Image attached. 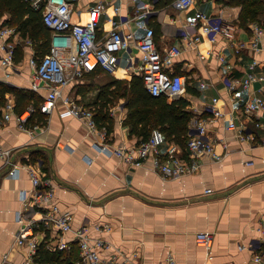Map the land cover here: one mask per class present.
Returning <instances> with one entry per match:
<instances>
[{"label":"crops","instance_id":"obj_1","mask_svg":"<svg viewBox=\"0 0 264 264\" xmlns=\"http://www.w3.org/2000/svg\"><path fill=\"white\" fill-rule=\"evenodd\" d=\"M71 1V21L78 24L89 20V6L98 1L108 3L98 17V41L113 28L124 33L129 31L140 38L145 28L151 27L159 50L172 44L182 45L184 50L176 58L172 70L186 78V91L179 97L189 101L186 108L192 112L189 132L191 118L210 116L208 108L217 97L215 106L223 115L212 118L206 135L216 136L226 144L225 149L223 144L215 148L217 153L224 152V157L219 162L206 157L197 172L164 179L152 169L150 159L140 166H130L113 153L99 151L95 147V135L84 123L71 116H60L63 105L57 101L51 113L45 115L43 124L28 125V128L39 127L31 134L18 128L13 117L6 122L0 121V147L9 150V161L13 164L37 162L40 171L52 179L51 202L70 213L72 227L103 225L101 232L90 229L89 236L109 242L131 260L130 264H162L168 255H172L175 264H261L253 259L258 250L246 246L264 241V231L260 230L264 220V145L261 142L264 129L256 130L251 122V117L264 120V112L256 111L253 116L242 118L257 134L258 140L254 144L240 142L235 131L226 129L230 118L238 123L241 111L236 105H230L232 95L224 87L226 77L240 76L247 69L252 53L249 50L235 53L225 38L217 36L215 41H209L201 30L186 28L194 19V12L199 10L212 17L220 15L223 20L235 24L236 39L247 40L251 34L250 25L255 22L240 26L241 5L229 0H194L193 7L188 9L180 8L176 0H136L148 6L145 19L135 15L136 2L132 0ZM112 5H120L118 14L113 12ZM4 17L8 18L9 14ZM126 19L127 25L122 23ZM0 21L7 25L3 18ZM260 24L264 26V21ZM184 33L199 34L201 40L194 47L193 44L188 46L182 39ZM18 39L16 50H23L22 58L14 61L12 70L0 65V82L29 90L32 72L29 60L38 56L32 42L25 44L29 38L22 37L19 32ZM219 54L224 56L223 62L219 61ZM129 56L134 59L138 56L133 43L119 51L113 73L95 69L71 81L63 94L96 108L100 104L97 95L101 87L113 79H130L137 75V61L129 65ZM257 58L261 63L255 71L264 72V51ZM200 83L205 86L201 88ZM187 87L191 93L187 92ZM259 87L254 83L249 89L239 88L236 92L243 97L263 96ZM5 98L4 103L11 102L14 107V96L6 93ZM124 103L120 99L104 108L111 119L107 151L136 143L137 139L129 136L128 126L123 123ZM160 150L181 152L184 148L167 140ZM11 166L0 159V264H18L26 259L28 251L26 246L16 243L18 224L15 217L23 207L22 196H25L24 201L29 199L33 186L25 168H20L15 177L8 176ZM199 231L213 233L210 248L196 244L194 235ZM54 237L51 233V239ZM35 238L38 246L45 239L41 232ZM238 245L244 247L239 249ZM110 253L111 250H104L101 255L107 258ZM79 259L74 264H86Z\"/></svg>","mask_w":264,"mask_h":264},{"label":"built area","instance_id":"obj_2","mask_svg":"<svg viewBox=\"0 0 264 264\" xmlns=\"http://www.w3.org/2000/svg\"><path fill=\"white\" fill-rule=\"evenodd\" d=\"M34 9L41 13L44 25L50 30L49 50L46 54L32 57L29 66L32 72L29 78V90L39 94L42 101L39 111L45 115L51 113L52 107L60 101L63 111L60 116H71L77 118L86 125L89 132L95 135V147L102 152L113 153L122 162L130 166H140L146 159H150L151 167L164 179H175L184 175L197 172L204 158L212 162H219L224 157L223 153L216 152V146L221 143V139L216 136L208 137L206 132L212 118L221 117L223 111L215 106L218 98L212 100L209 106L210 116H193L190 121L189 138L184 150L161 151L160 146L167 142L165 134L155 128L151 131L147 140L126 147H117L107 151V133L105 128H99L94 119L93 109L82 105L75 98L64 95L63 90L76 78L82 77L96 67L107 73H113L116 69L119 51L129 47L130 43L136 49L137 58L129 56V65L137 61L136 72L142 78L143 86L152 96H165L175 98L183 95L186 91V78L183 74L172 70L176 58L184 50L180 44H172L163 50H159L154 41V30L146 27L140 38H135L131 32L113 28L102 41L96 40V29L98 27V17L108 6L107 2L98 1L89 6V20L85 24H78L71 21V0H28ZM135 1L136 0H132ZM182 9L193 7L194 0H176ZM113 12L118 14L120 5H112ZM148 6L144 3H135V15L145 19L147 17ZM122 23L128 24V20ZM186 28L201 30L208 36L209 41H215L217 36L225 38L230 42V47L235 53L249 50L252 53L251 61L242 75L226 77L225 90L230 96V105H236L241 114L237 116L236 123L232 118L227 122L226 129L235 131V135L240 142L254 144L257 139L255 134L245 122L243 117L253 116L256 111L264 112V95L251 94L243 97L238 94L237 89H249L254 83L260 85L259 90L264 93V72H256L260 66L257 55L264 51V26L260 23L250 25L251 34L247 40H239L235 37L236 25L225 21L220 15L209 16L202 11L194 12V19ZM19 31L15 27L3 25L0 21V65L13 69L16 46L20 43ZM182 39L187 45L194 47L201 36L196 33H184ZM25 44L31 45L30 39L25 40ZM220 62L224 61V56L219 54ZM199 86L203 88L204 83ZM43 91L45 93H43ZM13 104L5 102L0 105V121H9L12 117L16 120L18 128L27 131L38 129V125L28 128L27 121L35 112V108L30 104L21 113L13 112ZM243 115V116H242ZM251 122L256 130L264 129V120L251 117ZM264 145V140L261 141ZM9 150L0 147V159L12 164L7 172L10 177H15L20 168H25L33 186V192L29 199L21 198L22 209L16 212V222L18 228L15 233L16 243L27 247L26 259L18 264H49L47 262H36L35 254L38 248L36 234L43 233L44 243L51 251H70L73 246L78 249L80 261L86 264H130L131 260L121 255L118 249L100 237H90L89 230L103 231L100 224L88 226L81 224L73 228L72 217L69 212L61 210L52 203L54 195V185L52 179L40 171L38 163L13 164L9 161ZM210 192V189L206 190ZM260 230L264 231V220ZM54 233V239H51ZM197 245L206 249L210 248L213 242V233L209 231H199L194 235ZM244 247V246H243ZM238 245L239 249L243 248ZM248 249L258 250L253 259L257 263L264 264V241H257L246 246ZM104 250H111L109 257H102ZM260 251V252H259ZM14 264V263H9ZM162 264H175L172 255H168Z\"/></svg>","mask_w":264,"mask_h":264},{"label":"trees","instance_id":"obj_3","mask_svg":"<svg viewBox=\"0 0 264 264\" xmlns=\"http://www.w3.org/2000/svg\"><path fill=\"white\" fill-rule=\"evenodd\" d=\"M229 2L241 5L238 15L240 26L246 27L250 22L264 21V0H229ZM5 14H9V17L5 18ZM0 18H3L4 24L14 26L22 37L31 40L37 56L48 52L50 30L44 25L40 11L34 9L28 0H0ZM22 55L23 50L17 48L14 61H19ZM95 69L103 71L99 67ZM187 92L191 93L189 87ZM6 93L14 96V113H21L28 104L35 108L27 125L44 123L45 114L39 111L42 101L39 94L0 82V104L6 100ZM97 98L100 104L96 108L92 107L94 119L99 128H105L107 136L110 132L111 119L104 108L123 99L126 108L123 123L128 126L129 136L137 139L135 144L147 140L151 131L157 128L165 134L167 140L174 141L182 148L185 147L189 138L188 123L192 116V112L186 110L189 101L185 98L167 100L165 96H152L143 86L140 75H132L130 79H113L100 88ZM45 248L44 242L38 246L35 254L36 262L74 264L79 258L76 246L70 251H51Z\"/></svg>","mask_w":264,"mask_h":264}]
</instances>
